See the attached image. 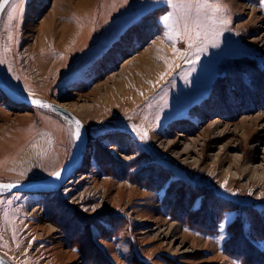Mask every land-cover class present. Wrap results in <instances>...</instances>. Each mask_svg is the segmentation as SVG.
Returning <instances> with one entry per match:
<instances>
[{"label": "rangeland", "instance_id": "rangeland-1", "mask_svg": "<svg viewBox=\"0 0 264 264\" xmlns=\"http://www.w3.org/2000/svg\"><path fill=\"white\" fill-rule=\"evenodd\" d=\"M11 1L0 18V73L18 94L48 98L76 115L69 107L101 104L129 72V59L161 41L174 49L175 70L135 107L129 97L92 109L98 117L88 125L81 119L90 139L81 176L57 193L0 200L7 235L0 233V254L12 264H264V0H93L112 15L106 23L122 15L124 22L98 28L97 43L67 45L63 71L46 78L36 77V57L64 56L52 37L38 45L50 36L59 0H14L6 12ZM72 2L62 1L59 31L74 19L92 26L98 10L83 22V0ZM43 110L15 104L0 89L1 182L50 177L67 164L72 132ZM44 116L60 125L52 146ZM18 135L29 143L43 137L33 171L15 166ZM246 165L258 174L242 172ZM229 169L240 174L225 178Z\"/></svg>", "mask_w": 264, "mask_h": 264}, {"label": "bare ground", "instance_id": "bare-ground-1", "mask_svg": "<svg viewBox=\"0 0 264 264\" xmlns=\"http://www.w3.org/2000/svg\"><path fill=\"white\" fill-rule=\"evenodd\" d=\"M14 1V0H13ZM13 1H11V5L8 6V9L6 12H8L9 8L12 7L13 5ZM62 1L63 0H59V2H57V6L58 9L56 10V14H54L53 20L50 21V23H48L49 25L46 26L47 28L51 29V33L49 34L50 36H47V34H43V37L40 39V41L38 42V45L42 42H46V39L48 37H52V39L54 40L53 42L58 41V45L61 46V49L64 53L63 57H56L55 59H52L50 57L46 58L45 60L40 59L39 57H36L35 59V64H38L36 67L38 69V73H37V78H46L47 75L50 74V72H57L59 70V68L61 69V65L65 64V60L67 58V55H69L68 53H71V51L66 48L67 45H71V49H74V47L76 45H78L79 43L82 44L83 46H86L87 43L89 42L91 45L92 43H97V41L99 40V35L101 34L102 30H98V28L102 27L106 28L107 25H112L114 23H116V26L121 25L124 20L121 19L119 20L118 18H121L125 15L122 16H117L114 20H110V24L109 22L106 23V21L108 20V17L110 18V16H112L110 13H106L104 12L102 9V5L101 4H92L93 0H83L82 5L78 4L77 7H80V16H81V20H83V22H85V19H88L89 17H91L93 11H94V7L98 10L95 13V19L94 21H92L91 19V23L92 26L89 27L86 30V26L85 24H81L79 25V23H82L81 21L78 23L74 18L73 21H67L64 23V26L61 28V31L57 30L58 25L56 24L54 26V22H55V18L60 15V7L62 6ZM67 3H69V5L74 6V3L72 2V0H66ZM122 1V0H121ZM256 1V0H255ZM76 6V4H75ZM111 7H114V4L111 5ZM77 10V9H76ZM78 12V10H77ZM6 14V13H5ZM116 16V15H113ZM79 20V19H78ZM1 23V21H0ZM90 23V24H91ZM104 24L106 26H104ZM1 25V24H0ZM109 27V26H108ZM87 32V33H86ZM115 32V31H113ZM140 32V31H139ZM140 34V33H138ZM114 35V34H113ZM150 36V34H149ZM177 36V34H176ZM108 38V37H107ZM143 39V36L141 37ZM149 38V37H147ZM151 38V37H150ZM176 39V38H175ZM44 40V41H43ZM153 40V39H152ZM178 39H176V42ZM186 39H184L182 37V41H185ZM144 41V40H143ZM98 43H101V41H99ZM176 44V43H175ZM40 46V45H39ZM129 46V45H128ZM130 48V47H129ZM37 49L38 47H34L33 48V52H34V56L37 53ZM132 49V48H131ZM164 49V51L162 52V50ZM119 50V49H118ZM129 50V49H128ZM127 50V51H128ZM134 51V50H133ZM151 51L148 50V52L139 55L137 58L135 59H129V65H130V70L128 68V66H125V70L129 71L127 74H125V77H123L122 81L118 82L115 81V85L114 87L111 89V91L108 92L107 96L105 98H103V102L101 103L102 105H106L107 102H117L119 104H124L125 99H128L130 97V99H133V104L132 107H135V105L143 102L144 100L149 99V97L151 96V94H153V96H156V93H154L157 90V86L156 84L158 83V81L160 80V78L162 76H164L166 73H170L172 74V72L175 70L174 66L170 65V59H175L174 55H172V57L170 58L169 53H173L174 49H171L170 47L167 46L166 43H164L163 41H161L160 43H156L153 48H152V53H149ZM157 51H159L160 56L155 55L154 53H158ZM132 52V51H130ZM110 53V52H109ZM163 53H166L165 55ZM72 54V53H71ZM177 57V56H176ZM158 61L160 62H157ZM117 60V59H116ZM124 60V59H123ZM178 61L180 60V58L177 59ZM111 61V60H110ZM163 61V62H161ZM108 62V61H107ZM119 63V62H118ZM125 64V63H124ZM117 65V64H116ZM115 65V66H116ZM67 69V66H66ZM63 71V69H61ZM138 74H143L142 77L139 76ZM127 75V76H126ZM119 77V76H118ZM159 77V79L157 80V78ZM119 79V78H118ZM114 83V82H113ZM28 85L32 86L33 88H37L36 85L33 86V84L28 83ZM31 88V87H30ZM28 88V89H30ZM128 90L127 94H130L129 96H127L125 98V91ZM261 91V90H260ZM256 92V91H255ZM262 93V92H261ZM4 94V93H3ZM105 94V93H103ZM126 94V95H127ZM6 98H9L7 95H5ZM28 96H39V95H28ZM42 97V96H41ZM44 98V97H43ZM124 98V99H123ZM45 99V98H44ZM48 99V98H47ZM13 100V99H12ZM15 102V104H21L25 102H19L17 99L13 100ZM54 102V101H53ZM57 104H59L58 102H55ZM100 103V101L98 102ZM101 104H85L86 106L84 107H80L79 108H75V107H69L72 111H74V113L76 114L77 117H79L80 119H83L85 121V123H89L91 120L95 119L98 117V113H93L98 111V107ZM27 105V104H25ZM82 105V104H81ZM222 105V104H221ZM227 106V105H226ZM230 107V106H229ZM95 108V109H94ZM125 107H123L124 109ZM215 108V107H214ZM220 108V107H219ZM92 109L93 112L91 111ZM228 109V108H227ZM116 110V109H115ZM226 110V109H225ZM109 111H113V110H109ZM127 111V110H126ZM219 111V110H218ZM44 112V110H43ZM209 112V111H208ZM212 113V112H211ZM206 114V113H205ZM210 114V113H209ZM54 116V115H53ZM48 116H44V123L48 124L49 128L52 130V133L47 134V139L46 141H48L50 143V146L53 145V143L55 142V140L58 138V136L61 135V130L59 128L60 125L55 124V121L51 120L48 121L47 118ZM92 118V119H91ZM90 119V120H88ZM23 121V120H22ZM22 121L19 122V124H22ZM89 121V122H87ZM84 123V124H85ZM63 125V124H61ZM88 125V124H87ZM67 126V125H66ZM185 128V127H184ZM92 130V129H91ZM186 132V131H185ZM52 134V136H51ZM98 138V137H97ZM106 137H104L105 139ZM5 139V138H4ZM17 139H19L18 141V152H20V154L17 157V160L15 162L16 163V167L17 168H21L19 165L22 164H26L28 166V170L33 171L34 169H37V161H38V155L41 152V142L43 141V137L37 138L34 142H30V140H26L25 137H21V136H17L16 137V141ZM99 139V138H98ZM3 139H0V148H2V146H4L3 143ZM22 141H25L24 144L22 143ZM13 143V142H11ZM29 143V144H28ZM28 144V145H27ZM88 146H90V139H88V143H87V147L86 150H88ZM187 147V146H186ZM9 150L11 151L10 148L7 147V152H9ZM139 153V152H138ZM131 154V153H130ZM10 156L13 155V151H11V153L9 154ZM105 155V154H104ZM111 156V155H110ZM113 158V157H112ZM86 159V156H85ZM251 159V158H250ZM108 160V159H107ZM86 162V160H84ZM85 162H83L85 164ZM82 163V165H83ZM116 163V162H115ZM119 163V162H118ZM88 164V162H87ZM117 167H119L117 165ZM105 169V168H104ZM121 168H119L118 170H120ZM123 170V169H122ZM242 172H248L251 175H257L258 174V169H251L249 165L243 166L241 168ZM27 172V171H26ZM25 172V173H26ZM82 169L81 171L76 175V177L82 173ZM120 173V172H119ZM53 174V173H52ZM51 174V175H52ZM118 174V173H117ZM240 173L239 172H232L230 169L228 171H224L223 175L225 178L228 177H236L238 176ZM83 175V174H82ZM81 176V175H80ZM48 177V176H47ZM47 177H41V178H34V179H30V178H24L27 180H11V181H16V182H33L35 179L36 181L45 179ZM263 177V176H262ZM259 178V177H256ZM260 182H262V180L258 179ZM8 181V182H11ZM70 183V182H69ZM242 185H248L246 184H242ZM40 187V186H37ZM65 187V186H64ZM61 189V188H60ZM36 192V191H34ZM17 193V194H16ZM57 193V192H56ZM18 192H14L13 196L15 197V195H18ZM4 196V198H3ZM0 196V200L2 199H6L8 201H11L9 198L14 199V197H8L6 195ZM10 196V195H9ZM50 196V195H49ZM32 197V196H31ZM34 198V197H33ZM49 198V197H48ZM56 199V198H55ZM62 199V198H61ZM53 200V199H52ZM57 201V200H56ZM66 202V201H65ZM69 203V202H68ZM65 204V203H64ZM41 205V204H40ZM50 205V204H49ZM48 205V208H49ZM67 205V204H66ZM8 207H10V205H8ZM52 207V206H51ZM59 207V206H57ZM76 207V206H75ZM77 208V207H76ZM47 209V208H46ZM58 209V208H57ZM71 209V208H69ZM64 210V209H63ZM78 210V209H77ZM69 211V210H68ZM72 211V210H71ZM9 212V210L7 211ZM66 212V211H65ZM104 212V211H103ZM106 212V211H105ZM61 213V212H60ZM6 214V213H4ZM65 215V214H64ZM69 215V214H68ZM77 217V216H76ZM116 217V216H115ZM11 218V217H10ZM62 218V217H61ZM48 219V218H47ZM75 219V218H74ZM59 220V219H58ZM77 220V219H75ZM124 220V219H123ZM54 221V220H53ZM57 221V220H56ZM64 221V219H63ZM84 221V220H83ZM125 221V220H124ZM80 222V221H79ZM120 222H122L120 220ZM126 222V221H125ZM84 223V222H83ZM74 224V223H73ZM81 224V223H80ZM121 224V223H120ZM70 225V224H68ZM75 225V224H74ZM82 225V224H81ZM84 225V224H83ZM96 225V224H95ZM114 225V224H113ZM171 226V225H170ZM173 226V225H172ZM66 227V226H65ZM74 227V226H73ZM76 227V226H75ZM88 227V226H87ZM4 226L1 225V219H0V233H2V236H7L5 235V230H4ZM72 229V228H71ZM52 230H54L52 228ZM64 230V229H63ZM73 230V229H72ZM82 230V229H81ZM86 230V229H85ZM84 231V230H83ZM71 232V231H70ZM69 232V233H70ZM66 234V233H65ZM72 234V233H71ZM73 235V234H72ZM76 235V234H74ZM79 235V234H78ZM104 235V234H103ZM75 237V236H74ZM77 237V236H76ZM72 239V238H71ZM80 240V239H79ZM76 242V241H74ZM70 244V243H69ZM86 259V258H85ZM84 259V260H85ZM8 260V259H7ZM17 264H21L18 263Z\"/></svg>", "mask_w": 264, "mask_h": 264}, {"label": "water", "instance_id": "water-1", "mask_svg": "<svg viewBox=\"0 0 264 264\" xmlns=\"http://www.w3.org/2000/svg\"><path fill=\"white\" fill-rule=\"evenodd\" d=\"M0 13V18H1ZM0 89L1 91L7 95L11 100L17 99L19 102H25V104L32 105L44 110H48L52 113L57 114L70 128L73 138H74V145L72 153L67 161V164L58 170L57 172L61 173L60 177L57 179L54 175L47 177L45 179L33 182H1L0 181V196L9 195L14 192H34L36 190H40L38 192H46V193H55L60 188H63L64 185L77 173L78 170L81 168L82 163L84 162V158L86 156V147L88 143V132L86 126L82 122L80 118L74 115L72 112L62 108L57 103L40 98L37 96H28V95H21L16 93L13 89H11L8 84L4 81L1 73H0ZM32 101H40L44 107H41ZM79 122V131L82 134L81 140L77 141L75 138V132L77 131V123ZM55 172V173H57ZM7 186V187H2ZM42 186V187H37ZM35 187V188H34ZM0 264H12L10 263L4 256L0 254Z\"/></svg>", "mask_w": 264, "mask_h": 264}, {"label": "snow or ice", "instance_id": "snow-or-ice-1", "mask_svg": "<svg viewBox=\"0 0 264 264\" xmlns=\"http://www.w3.org/2000/svg\"><path fill=\"white\" fill-rule=\"evenodd\" d=\"M165 3H168V4H172L173 0H164ZM10 3V0H0V13H3L4 10H5V6L6 5H9ZM15 9L13 8L12 11H14ZM8 18L9 19H12V15H11V12H9L8 14ZM162 20L164 22V25L165 27H171L170 25L167 24V22L170 20V16L169 15H164L162 17ZM168 39H172V36L169 35L168 36ZM197 39H199V36H197ZM213 46L215 47V43H213ZM189 47H193L192 44H189ZM202 50V49H201ZM33 103L41 106V107H44L45 105H43L40 101H32ZM77 131L75 132V138L77 141H80L81 140V137H82V134L81 132L79 131V122L77 121ZM145 137L147 136V133H144L143 134ZM52 175H54L57 179L60 177L61 173L57 172V173H53ZM2 187H7V186H2Z\"/></svg>", "mask_w": 264, "mask_h": 264}, {"label": "trees", "instance_id": "trees-1", "mask_svg": "<svg viewBox=\"0 0 264 264\" xmlns=\"http://www.w3.org/2000/svg\"><path fill=\"white\" fill-rule=\"evenodd\" d=\"M259 74L261 75V74H263V73L260 72ZM254 75H255V77H256L257 79H259L257 73H254ZM94 251H95V253H96L98 250H94Z\"/></svg>", "mask_w": 264, "mask_h": 264}, {"label": "crops", "instance_id": "crops-1", "mask_svg": "<svg viewBox=\"0 0 264 264\" xmlns=\"http://www.w3.org/2000/svg\"><path fill=\"white\" fill-rule=\"evenodd\" d=\"M7 196V195H6ZM9 196V195H8ZM4 198V197H3Z\"/></svg>", "mask_w": 264, "mask_h": 264}]
</instances>
